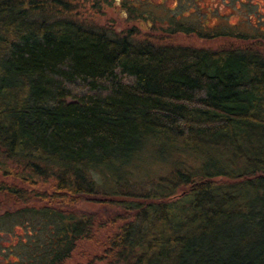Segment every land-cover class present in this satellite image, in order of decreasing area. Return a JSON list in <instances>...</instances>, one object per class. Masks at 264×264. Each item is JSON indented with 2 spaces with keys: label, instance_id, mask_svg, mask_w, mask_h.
Listing matches in <instances>:
<instances>
[{
  "label": "trees",
  "instance_id": "trees-1",
  "mask_svg": "<svg viewBox=\"0 0 264 264\" xmlns=\"http://www.w3.org/2000/svg\"><path fill=\"white\" fill-rule=\"evenodd\" d=\"M144 2L121 3L149 23L136 14ZM80 7L0 0L6 264H69L81 243L101 253L75 264H264L260 4L231 27L198 9L197 23L168 18L159 31L95 28L73 15ZM177 35L229 44L181 46ZM144 155L160 171L136 181Z\"/></svg>",
  "mask_w": 264,
  "mask_h": 264
},
{
  "label": "rangeland",
  "instance_id": "rangeland-1",
  "mask_svg": "<svg viewBox=\"0 0 264 264\" xmlns=\"http://www.w3.org/2000/svg\"><path fill=\"white\" fill-rule=\"evenodd\" d=\"M79 1L81 3V7L77 9L76 12L73 13V15L79 16V18L83 19V21H86L89 26H93L95 28L113 27L116 31L122 30L125 27L131 25L135 26V23H140L142 25L141 27L140 25L139 27L136 26L138 29L144 30L146 28L149 30V27L151 26L159 31V29L164 26V22L166 21L167 23L168 18L169 21L173 20V18H178L181 22L195 24L198 20V9H200V12L202 13H211L215 10V13L224 16L225 20L227 18L226 22L229 24V27L240 24V22L244 19L245 15H251L252 13L249 12V8H251L254 4H260V9L262 10V13H264V6L262 5L264 4V0H243L245 2V5L242 6V10L238 11V13L235 10L240 7L239 1L241 0H145V2L141 4L143 6L142 9H140V11L137 10L136 14L149 16L152 21L150 20L149 23H146L143 20L139 22L130 20L128 14L123 9V4L121 2L124 1L127 4H132L135 1L137 2V0ZM208 16L210 18L209 14ZM252 16H250V19L253 18ZM144 23H146V25ZM218 23H221V20L212 17L209 22V25L216 26ZM261 23H264V19L261 20ZM260 28H263L262 25H260ZM238 29H240V27ZM243 29H245V27ZM175 40L176 44L181 46H190L195 48L206 49H218L225 47L229 44L226 43L225 39L204 40L194 35H177ZM148 157L149 156L146 155L142 157V167H139L138 172L143 171V174L137 176L136 181L144 180L148 175H152L153 173H148L150 168H152L153 171H160L158 168L159 166H161L158 165L160 163H158L156 159L152 157L150 159H147ZM89 208V210L99 212V215L104 218L108 216L113 217L119 213V208H106L103 213L101 210L98 211V208ZM14 222L21 223L20 220H14ZM9 227L10 224H3L0 226V264H6L7 254L10 253L7 247L10 246L11 239L9 234L6 233ZM107 229L108 228L101 230L100 239H104L109 235ZM21 230V227H18L17 230H15L12 234H20L22 232ZM15 242L16 240H13L12 243L14 244ZM84 253L98 255L101 253V250L99 249L98 244L96 243H81L74 255V259L69 264H75L77 261H81L82 255H84ZM20 257H22V255ZM11 259L16 260L15 257H11ZM9 264L17 263L13 262Z\"/></svg>",
  "mask_w": 264,
  "mask_h": 264
}]
</instances>
